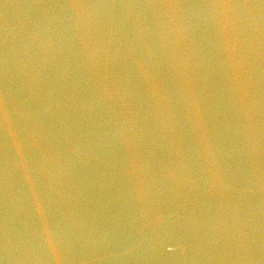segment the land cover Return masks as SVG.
Wrapping results in <instances>:
<instances>
[{"label": "water", "instance_id": "water-1", "mask_svg": "<svg viewBox=\"0 0 264 264\" xmlns=\"http://www.w3.org/2000/svg\"><path fill=\"white\" fill-rule=\"evenodd\" d=\"M0 264H225L132 0H0Z\"/></svg>", "mask_w": 264, "mask_h": 264}]
</instances>
